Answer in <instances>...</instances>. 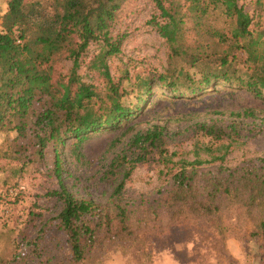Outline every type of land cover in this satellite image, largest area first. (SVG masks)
I'll return each instance as SVG.
<instances>
[{
  "label": "trees",
  "instance_id": "trees-1",
  "mask_svg": "<svg viewBox=\"0 0 264 264\" xmlns=\"http://www.w3.org/2000/svg\"><path fill=\"white\" fill-rule=\"evenodd\" d=\"M126 1L0 0V6L4 5L0 11V132H15L13 142L16 143L20 136L27 137V132L36 127L33 132L36 152L42 156L49 144L54 146L59 179L62 159L57 152L60 147L75 139L73 153L77 155L81 144L91 135L123 128L136 118L152 94L153 79L140 78L136 104H127L126 77L113 78L106 62L107 56L120 52L124 36L115 37L112 30ZM170 1L153 0L162 18L156 25L178 57L189 56L182 49L186 22L202 25L209 14L217 12L235 22L233 46L221 52L206 47L199 55L192 54L193 67L204 64L200 78L193 79L184 70H175L161 75L155 85L178 93L180 98L215 83L264 98V49L260 47L264 32L254 34L252 18L239 1L181 0L183 9L174 15L166 13ZM224 34L216 32L221 39ZM247 37L251 43L240 41ZM94 43L101 44L102 50L90 65L100 71L105 90L96 92L81 83L78 99L62 98L57 90L62 84L53 82L54 64L62 57L70 59L73 76L68 84L78 83L74 71ZM235 50L242 51L243 60ZM232 114L249 117L255 112L248 109ZM196 129L209 138L208 144L194 149L193 160H181L168 195L157 206L122 202L119 194L124 181L115 189V198L108 206L78 197L61 183L60 190L51 195L62 203L57 219L70 247L67 264L97 258L129 241L167 236L173 228H185L196 222L219 227L224 216L233 221L241 238L256 242L260 264H264V159L260 165L227 168L224 164L231 144L224 142L233 141L239 135L238 124L234 122L226 127L212 121L197 124ZM163 133L164 127L155 124L145 132H137L130 142L142 151L146 144L161 147ZM26 152L25 146L15 144L13 154L6 155L19 160ZM163 153L165 150H161L162 157Z\"/></svg>",
  "mask_w": 264,
  "mask_h": 264
},
{
  "label": "rangeland",
  "instance_id": "rangeland-1",
  "mask_svg": "<svg viewBox=\"0 0 264 264\" xmlns=\"http://www.w3.org/2000/svg\"><path fill=\"white\" fill-rule=\"evenodd\" d=\"M238 1L252 18L254 34L264 32V0ZM3 6L2 3L0 11ZM182 9L181 0H171L166 13L179 14ZM159 14L153 0H127L122 5L112 34L124 39L120 52L106 57L110 74L117 79L126 77L127 104H136L140 78L153 79L152 94L136 118L123 128L91 135L81 144L77 155L73 153L75 139L60 147L57 152L62 159L60 179L56 174L54 146L49 144L42 156L36 152L37 140L33 133L36 127L27 132V137L20 136L16 143L13 142L15 132H0V264H67L70 247L57 219L62 203L51 195L60 190L61 183L78 197L108 206L115 198V189L124 181L119 194L122 202L142 207L161 204L171 189L173 174L180 169L181 160H193L194 149L209 142L196 129L197 124L215 121L227 127L237 123L239 135L233 141L224 142L231 144L224 165L235 169L262 164L264 98L218 83L180 98L178 93L155 85L161 75L175 70H184L193 79L200 78L204 64L193 67L192 54L197 56L206 47L221 52L233 46L235 22L219 12L209 14L202 25L186 22L182 49L189 56L178 57L159 34L156 25L162 21ZM217 31L225 33L224 39L216 35ZM261 40L260 47L264 49V36ZM240 41L251 43L249 37ZM101 50V44L90 45L80 59V67L74 71L78 83L73 85L68 84L73 76L72 61L62 57L54 64L53 82L62 84L57 88L59 96L78 99L81 83L96 92L105 90L100 71L90 65ZM241 52L235 53L243 60ZM248 109L255 115L232 114ZM155 124L164 127L161 147L146 144L142 151L131 145L133 135ZM15 144L27 148L19 160L6 155L13 154ZM161 150H165L163 157ZM232 224L224 216L219 227L196 222L185 228H173L167 236L129 241L80 264H260L256 242L241 238Z\"/></svg>",
  "mask_w": 264,
  "mask_h": 264
}]
</instances>
